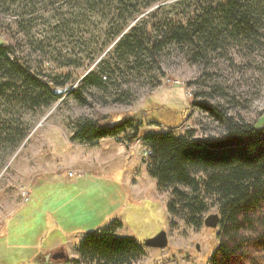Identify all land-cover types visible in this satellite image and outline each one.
<instances>
[{
	"label": "rangeland",
	"instance_id": "1",
	"mask_svg": "<svg viewBox=\"0 0 264 264\" xmlns=\"http://www.w3.org/2000/svg\"><path fill=\"white\" fill-rule=\"evenodd\" d=\"M174 1L150 6L113 37L110 29L120 22L115 5L86 12L82 20L66 0H0V41L15 50L10 56L52 75L54 88L67 90L49 106L11 109L13 126L26 130V136L12 154L3 152L0 233L7 231L0 264H91L81 259L79 243L90 232L110 227L143 245L145 254L133 264H210L221 225L210 228L204 221L212 213L221 218L218 206L213 198L207 201L200 226L182 212L170 213L172 188L158 187L149 174L144 137L188 129H196L198 138L222 134L220 118L200 104L206 101L263 128L264 44L252 48L231 41L199 61L176 44L163 50L158 62L114 53L115 43L132 26L148 24L150 11ZM192 10L165 8L162 14L178 18ZM104 61L107 82L87 85L85 76ZM159 104L173 107L164 119L171 123L151 124L143 118L133 142L126 137L130 132L95 143L71 138L80 119L101 114L116 121ZM7 106L0 102L2 109ZM70 170L77 173L71 176ZM12 211L16 213L6 218ZM162 230L168 234L167 247L144 244ZM245 235L241 257L233 264H264V241L259 234ZM61 250L66 259L47 260Z\"/></svg>",
	"mask_w": 264,
	"mask_h": 264
},
{
	"label": "trees",
	"instance_id": "2",
	"mask_svg": "<svg viewBox=\"0 0 264 264\" xmlns=\"http://www.w3.org/2000/svg\"><path fill=\"white\" fill-rule=\"evenodd\" d=\"M165 1L168 0H66L78 11L74 17L82 20L86 12L115 5L112 10L120 22L110 29L113 37L122 32L130 18ZM165 5L148 13V24L138 23L123 34L114 45V53L122 58L144 57L158 62L162 51L176 44L187 47L192 59L199 61L210 50L231 41L252 48L264 44V0H176ZM190 6L193 10L183 17L166 18L162 14L165 8L181 7L185 11ZM11 54L15 50L0 41V102L8 104L7 109L0 107V170L5 161L3 152L12 154L26 136V130L13 126L11 109L49 106L59 96L54 93L57 81L52 75L40 74ZM105 64L106 61L89 72L84 82L95 86L106 83ZM200 104L220 118L223 133L209 138L196 137V129L179 135L172 131L148 134L144 137L151 150L148 170L158 187L172 188L168 211L184 213L196 226L202 224L201 215L208 209L207 201L213 198L221 214V230L209 261L233 264L241 257L245 233L259 234L258 240L264 241V127L258 129L255 124L236 119L208 101ZM171 108L159 104L150 111L125 114L116 121L101 114L96 119L83 118L76 123L71 138L95 143L130 132L126 137L133 142L139 137L143 118L151 124L169 125L171 122L164 119ZM5 231L6 228L4 238ZM77 251L91 264H133L145 254L135 237L118 236L113 227L102 233L90 232Z\"/></svg>",
	"mask_w": 264,
	"mask_h": 264
},
{
	"label": "water",
	"instance_id": "3",
	"mask_svg": "<svg viewBox=\"0 0 264 264\" xmlns=\"http://www.w3.org/2000/svg\"><path fill=\"white\" fill-rule=\"evenodd\" d=\"M65 92H67L66 89L54 90V93L57 95H61ZM204 223L210 228H216L220 224V215L218 213H212L205 218ZM144 244L154 248H165L169 244L168 234L165 230H162L155 236L148 238ZM197 249L200 250L199 245H197ZM50 255L52 256V260H61L67 258L66 252L63 250L50 253L48 256Z\"/></svg>",
	"mask_w": 264,
	"mask_h": 264
},
{
	"label": "crops",
	"instance_id": "4",
	"mask_svg": "<svg viewBox=\"0 0 264 264\" xmlns=\"http://www.w3.org/2000/svg\"><path fill=\"white\" fill-rule=\"evenodd\" d=\"M16 213V211L14 212V211H12L11 213H8L7 215H6V218H9V217H11L12 215H14ZM6 231H7V227H6ZM3 233H0V245H3L4 243H3V239H4V236L2 235ZM5 237H6V235H5Z\"/></svg>",
	"mask_w": 264,
	"mask_h": 264
},
{
	"label": "built area",
	"instance_id": "5",
	"mask_svg": "<svg viewBox=\"0 0 264 264\" xmlns=\"http://www.w3.org/2000/svg\"><path fill=\"white\" fill-rule=\"evenodd\" d=\"M151 153V150L148 148V152L147 154H150ZM77 172H74L73 170H70L68 171V174L71 175V176H74Z\"/></svg>",
	"mask_w": 264,
	"mask_h": 264
},
{
	"label": "flooded vegetation",
	"instance_id": "6",
	"mask_svg": "<svg viewBox=\"0 0 264 264\" xmlns=\"http://www.w3.org/2000/svg\"><path fill=\"white\" fill-rule=\"evenodd\" d=\"M47 260H52V256H50V258L47 257Z\"/></svg>",
	"mask_w": 264,
	"mask_h": 264
}]
</instances>
